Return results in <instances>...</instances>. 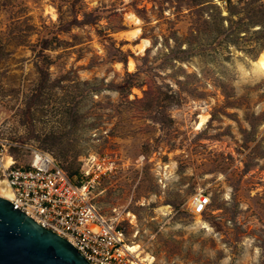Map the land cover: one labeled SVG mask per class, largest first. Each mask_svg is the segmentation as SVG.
I'll return each mask as SVG.
<instances>
[{
  "label": "rangeland",
  "instance_id": "374dc122",
  "mask_svg": "<svg viewBox=\"0 0 264 264\" xmlns=\"http://www.w3.org/2000/svg\"><path fill=\"white\" fill-rule=\"evenodd\" d=\"M0 140L89 181L146 264H264V0H0Z\"/></svg>",
  "mask_w": 264,
  "mask_h": 264
},
{
  "label": "built area",
  "instance_id": "2783aa9c",
  "mask_svg": "<svg viewBox=\"0 0 264 264\" xmlns=\"http://www.w3.org/2000/svg\"><path fill=\"white\" fill-rule=\"evenodd\" d=\"M10 148L0 140V196L68 239L91 264H146L130 249L124 229L94 203L89 181H74L50 151L33 149L22 163ZM210 202L197 193L193 212L203 213Z\"/></svg>",
  "mask_w": 264,
  "mask_h": 264
},
{
  "label": "water",
  "instance_id": "95a60500",
  "mask_svg": "<svg viewBox=\"0 0 264 264\" xmlns=\"http://www.w3.org/2000/svg\"><path fill=\"white\" fill-rule=\"evenodd\" d=\"M0 264H91L65 237L0 196Z\"/></svg>",
  "mask_w": 264,
  "mask_h": 264
},
{
  "label": "bare ground",
  "instance_id": "6f19581e",
  "mask_svg": "<svg viewBox=\"0 0 264 264\" xmlns=\"http://www.w3.org/2000/svg\"><path fill=\"white\" fill-rule=\"evenodd\" d=\"M52 14L55 15V12L52 11ZM126 16H127V19H128L131 23L137 25L136 28H134L133 30H131L130 32H128L129 35H131V36L134 37V38H138V37L140 36L141 31H142V29H141V27H140V24L142 23L141 19H140L139 16L136 15L134 12H129V13H127ZM141 35H142V34H141ZM143 43H144V44L141 45V47H140V48H141V51L144 50V49H146L147 46L150 44L149 39L144 38V42H143ZM133 63H134V62H132V60H131V61H130V67H133V66H132ZM206 120H207V118H206L205 116L202 115V118H201V125H203L204 122H205ZM129 247H130V249L135 253L136 257H139V258H140V253L142 252V250H141V245L137 243V244L129 245ZM149 258H150L149 262L152 263L153 260H151V259H153V258H152L151 256H149ZM149 258H147V259H146V258H143V260H148ZM140 259H141V258H140Z\"/></svg>",
  "mask_w": 264,
  "mask_h": 264
}]
</instances>
